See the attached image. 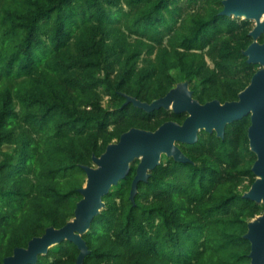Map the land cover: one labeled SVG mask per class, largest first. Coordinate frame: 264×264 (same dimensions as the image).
Wrapping results in <instances>:
<instances>
[{
	"label": "trees",
	"instance_id": "trees-1",
	"mask_svg": "<svg viewBox=\"0 0 264 264\" xmlns=\"http://www.w3.org/2000/svg\"><path fill=\"white\" fill-rule=\"evenodd\" d=\"M222 8V0H0V263L73 217L92 155L131 127L186 116L147 112L126 95L151 102L185 79L201 103L237 99L257 70L243 55L254 25ZM249 124L245 115L223 137L200 130L196 142H178L189 161L163 154L130 199L134 160L81 234L83 264H249L243 235L264 210L243 196L256 178ZM78 253L64 239L29 264H75Z\"/></svg>",
	"mask_w": 264,
	"mask_h": 264
},
{
	"label": "water",
	"instance_id": "water-1",
	"mask_svg": "<svg viewBox=\"0 0 264 264\" xmlns=\"http://www.w3.org/2000/svg\"><path fill=\"white\" fill-rule=\"evenodd\" d=\"M222 4L221 14L255 22L249 32L252 42L243 50V55L248 63L261 67L252 74L237 99L224 102L212 99L201 103L193 96L188 81L178 82L165 95L151 102L126 95L125 103L131 102L147 112L162 107L175 113L185 112L186 116L181 123L167 120L154 130L131 127L117 141L109 143L100 156L92 155L96 166H82L86 179L78 189L82 197L75 205L73 217L59 228L46 227L42 235L32 237L26 246L15 247L0 264L34 263L39 253H46L49 247L64 239L77 245L79 253L75 264H83L88 248L81 234L104 207L103 195L129 173L131 162L138 159L131 181L130 199H133L138 182L148 178L149 170L160 163L163 154L177 161H189L178 142H196L200 130L214 131L223 137L226 125L245 115L250 117L247 137L250 150L256 155L251 166L256 178L243 196L264 205V42L258 41L264 31V0H222ZM243 237L250 242L249 264H264V210L247 223Z\"/></svg>",
	"mask_w": 264,
	"mask_h": 264
},
{
	"label": "rangeland",
	"instance_id": "rangeland-1",
	"mask_svg": "<svg viewBox=\"0 0 264 264\" xmlns=\"http://www.w3.org/2000/svg\"><path fill=\"white\" fill-rule=\"evenodd\" d=\"M253 21V20H252ZM253 24H255V22L253 21ZM261 66L259 65V64H256V69H258V68H260ZM182 81H184L185 79H181ZM103 104H105V105H107V99L105 98L104 100H103ZM11 147L9 146V145H3V147H2V149L3 150H8V149H10ZM135 160H138V159H135ZM133 162H131V164H132ZM93 167H95L96 165L92 162V164H91ZM246 185V184H245ZM243 186L242 187V189H246V186ZM247 191V190H246ZM259 215V214H258ZM256 217V216H255Z\"/></svg>",
	"mask_w": 264,
	"mask_h": 264
},
{
	"label": "flooded vegetation",
	"instance_id": "flooded-vegetation-1",
	"mask_svg": "<svg viewBox=\"0 0 264 264\" xmlns=\"http://www.w3.org/2000/svg\"><path fill=\"white\" fill-rule=\"evenodd\" d=\"M253 25H254V24H253ZM184 118H185V117H184ZM182 121H183V120H182ZM182 121H181V122H182ZM181 122H180V123H181Z\"/></svg>",
	"mask_w": 264,
	"mask_h": 264
},
{
	"label": "bare ground",
	"instance_id": "bare-ground-1",
	"mask_svg": "<svg viewBox=\"0 0 264 264\" xmlns=\"http://www.w3.org/2000/svg\"><path fill=\"white\" fill-rule=\"evenodd\" d=\"M166 158V157H165Z\"/></svg>",
	"mask_w": 264,
	"mask_h": 264
}]
</instances>
